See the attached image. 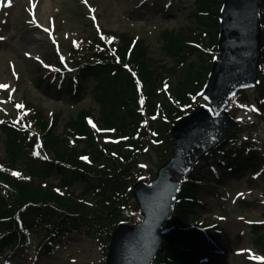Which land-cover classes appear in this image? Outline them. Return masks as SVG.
Returning a JSON list of instances; mask_svg holds the SVG:
<instances>
[{
  "label": "trees",
  "instance_id": "obj_1",
  "mask_svg": "<svg viewBox=\"0 0 264 264\" xmlns=\"http://www.w3.org/2000/svg\"><path fill=\"white\" fill-rule=\"evenodd\" d=\"M218 3L219 0L209 4L208 0H198L196 6L199 11L208 12V15L197 12L196 16L198 23L207 27L203 32L206 33L207 45L212 47L208 51L211 60L219 54ZM261 7L264 28V0ZM209 14L216 17L212 19ZM187 28L183 31L166 29L163 33L164 54L166 57L174 56L178 67L183 66L178 82L167 81V71H172L168 64L161 62L158 69L156 59L151 61L146 39L115 30L105 29V36L102 37L76 40L68 61L56 56L58 67L55 70L61 80L60 89L76 99L83 92L82 77H97L93 94L100 105L94 111L83 108L62 123V112L55 111L56 114L50 116L44 107L22 103L20 124L23 130L19 126H2L11 162L3 160L0 163V253L5 246L25 244L26 230L31 228L43 227L48 233L56 235L75 230L85 231L88 236L107 232V239L110 240L114 227L122 220L136 222L142 217L137 205L131 202L130 183L139 174L135 159L146 143L161 151L160 158L170 151L174 141L171 127L181 115L194 108L199 96L197 90L203 86V77L207 74L204 72L209 71L211 66V63H200L197 58L189 56L197 53L200 60L206 61L208 55L195 46L203 37H193V31ZM261 60L258 90L264 99V50ZM69 62L76 63L72 68L75 72L73 79L71 75H66ZM170 90L177 98L176 103L169 94ZM238 102L248 105L249 97L244 94ZM262 103L264 105V101ZM155 115L157 117L153 118ZM114 137L120 140L113 142L111 138ZM28 148L44 158L42 164H37L41 168L32 161L28 166L30 173L14 171L20 152ZM257 149L251 141H237L220 147L219 152L211 154V157L222 159L218 165L225 174H236L247 167L253 171L259 167L260 173L264 174V157L258 155ZM54 168L61 176L62 186H70L77 180L83 190L74 193L55 185L61 188L57 190L51 184H41L33 178L35 175L43 178L38 169L46 173ZM194 184H189L183 191L173 220L176 226L167 235L169 237L156 264H182L181 256L194 254L190 245H186V249L175 245L186 238L178 226L188 225V213L193 211L196 201ZM1 188L10 189L8 196L3 195ZM92 196L95 207L83 202ZM262 226L255 225L253 232H259ZM209 233L214 237L221 236L213 230ZM263 236H258L257 243L264 248ZM108 245L106 242L105 249Z\"/></svg>",
  "mask_w": 264,
  "mask_h": 264
},
{
  "label": "rangeland",
  "instance_id": "obj_2",
  "mask_svg": "<svg viewBox=\"0 0 264 264\" xmlns=\"http://www.w3.org/2000/svg\"><path fill=\"white\" fill-rule=\"evenodd\" d=\"M212 2L208 0V4ZM197 4L198 0H0V85L5 86L0 87V118L19 116L15 102L22 98L41 105L46 111L62 112L61 118L66 120L83 108L97 110L100 102L93 94L97 77H82L83 92L74 99L66 90L60 91L57 84L49 82L53 74L48 67L51 61L57 60L56 53L59 52L70 60L73 38L98 37L101 28L128 33L132 37L138 34L141 40L146 39L151 61L156 59L158 69L161 62L168 64L172 70L168 71L170 80L178 82L183 66L175 69L177 59L164 54L163 30L183 31L188 26L187 30L193 27L198 33L197 29L203 26H199L195 16ZM220 5L222 3H218ZM189 56L210 64L208 58L200 60L197 53ZM75 64L69 62L68 68ZM243 93L253 101L259 94L255 88ZM237 115L242 127L235 138L254 142L258 155L264 157V119L248 108ZM6 141L7 136L0 126V160L11 161ZM167 155L160 158L151 147L140 153L137 160L149 166L155 175ZM32 159L30 150H22L16 166L28 170ZM203 163L195 169L196 177L200 178L195 192L202 205L197 214L190 216L203 219L204 224L220 223L223 239L217 243L203 233H197L200 237L197 254L195 258L186 255L185 264H258L260 260L253 257L264 258V248L257 243L258 236L264 235V226L259 232H253V222L264 220V176L258 174L252 179L249 167L236 175H224L216 164L207 167ZM215 166L217 170H214ZM38 172L41 176L47 175L45 180L50 183L62 185L56 168L46 173L38 169ZM218 176L223 182L216 185L215 192L207 184L219 181ZM70 187L75 193L83 190L77 180ZM44 233L43 228L32 230L31 245L21 246L18 251L8 250L11 257L0 264H106V250L100 246L97 236L93 238L85 232L73 231L58 237L56 248L45 252L35 248ZM186 241L194 244L191 238Z\"/></svg>",
  "mask_w": 264,
  "mask_h": 264
},
{
  "label": "water",
  "instance_id": "obj_3",
  "mask_svg": "<svg viewBox=\"0 0 264 264\" xmlns=\"http://www.w3.org/2000/svg\"><path fill=\"white\" fill-rule=\"evenodd\" d=\"M260 2L225 0L219 39L222 58L215 61L203 93L213 107L201 106L173 127L175 157L161 168L154 183L140 182L134 188L146 219L136 226H119L108 264H151L164 237L162 223L171 215L178 177L203 148L209 149L234 129L236 119L228 113V102L238 90L254 86L259 73L263 50ZM167 195L168 205L164 204Z\"/></svg>",
  "mask_w": 264,
  "mask_h": 264
},
{
  "label": "snow or ice",
  "instance_id": "obj_4",
  "mask_svg": "<svg viewBox=\"0 0 264 264\" xmlns=\"http://www.w3.org/2000/svg\"><path fill=\"white\" fill-rule=\"evenodd\" d=\"M0 87H5L3 85H0ZM19 107V106H18ZM14 175H18L17 173H13ZM254 259H257V260H261V259H264V258H261V257H253Z\"/></svg>",
  "mask_w": 264,
  "mask_h": 264
}]
</instances>
